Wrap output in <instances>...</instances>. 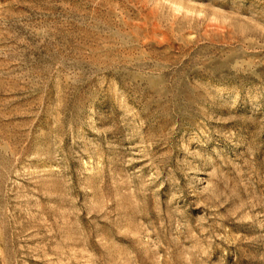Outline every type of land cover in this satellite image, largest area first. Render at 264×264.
Wrapping results in <instances>:
<instances>
[{"label": "rangeland", "instance_id": "obj_1", "mask_svg": "<svg viewBox=\"0 0 264 264\" xmlns=\"http://www.w3.org/2000/svg\"><path fill=\"white\" fill-rule=\"evenodd\" d=\"M0 264H264V0H0Z\"/></svg>", "mask_w": 264, "mask_h": 264}]
</instances>
